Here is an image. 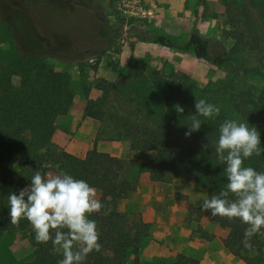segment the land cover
<instances>
[{"label":"trees","instance_id":"1","mask_svg":"<svg viewBox=\"0 0 264 264\" xmlns=\"http://www.w3.org/2000/svg\"><path fill=\"white\" fill-rule=\"evenodd\" d=\"M195 1L202 18L214 17L207 0ZM224 2L229 13L225 23L234 39L229 51L210 54L208 40L196 30L178 40L149 28L140 39L191 52L213 65L230 63L233 77L252 75L264 85V58L248 66L237 57L247 48L235 24L241 14ZM250 2L264 21V0ZM100 34L106 36V31L101 28ZM136 69V75L142 76L141 66ZM13 75L19 78L17 85L11 82ZM182 76L185 79L177 85L153 76L150 89L159 102L153 115L161 123L133 124L114 116L117 138H129L138 150L152 152L147 166L151 180L189 174L193 187L204 191V211L227 229L222 245L245 264H264V204L254 201L264 194V88L239 89L232 80L216 89L196 87ZM125 93L131 96L132 91ZM107 95L108 87L103 86L96 97L85 96L82 116L100 121ZM73 97L68 73L56 70L41 54L15 52L7 62H0V235L26 234L32 251L23 264H198L181 252L169 263L139 259L148 224L137 219L130 226L133 212L123 202L134 190L135 179L122 175L123 161L98 150L96 137L81 156L51 139L57 116L67 113ZM142 169L135 166V173ZM47 171L58 174L57 188L78 189V207L46 211L31 192L10 196L11 184L35 187ZM95 178L103 181L102 194L97 209H90L87 199ZM199 231L204 238L212 237Z\"/></svg>","mask_w":264,"mask_h":264},{"label":"rangeland","instance_id":"2","mask_svg":"<svg viewBox=\"0 0 264 264\" xmlns=\"http://www.w3.org/2000/svg\"><path fill=\"white\" fill-rule=\"evenodd\" d=\"M207 1L214 17L202 18L201 7L195 0H114L112 3L107 0H0V62H7L15 52L38 53L56 70L68 73L74 92L73 103L66 114L57 116L56 133L61 129L69 132L75 130L84 119L82 109L85 96L94 98L101 93L103 86H107L108 95L102 106L101 120H87L95 131L96 143L101 140L116 143L119 148L123 144L126 146L128 156L127 160L124 159V174L135 179V166L139 169L143 167L142 172H148L152 152L138 150L136 143L129 138H117L118 128L112 118H126L133 124L160 122L159 116L153 115V107L159 105L153 89H150L153 76L175 85L185 79L184 75L196 87L210 86L216 89L225 81L232 80V84L239 89L259 92L264 88L255 76L233 77V65L230 63L213 65L195 58L191 52L140 39L143 30L149 28L178 40L196 30L208 40L210 54L229 51L234 39L230 27L225 23L229 15L226 3L224 0ZM226 1L229 8L240 11L235 24L247 44V48L237 57L248 66L257 65L259 59L264 58V21L259 18L258 7L250 0ZM101 28L106 31V36H101ZM138 65L142 68V76L136 75ZM18 81L17 75L11 77L14 85ZM84 88L88 90L87 95ZM136 90L138 94L135 95ZM131 91V96L125 93ZM134 96L137 97L133 99ZM53 175L58 176L48 171L43 182L35 187L14 182L9 194L15 197L31 192L39 198L43 210L63 209L65 193L63 188L56 187L59 180L55 184ZM173 178L192 184V177L184 172H177L169 180ZM101 186L103 181L95 178L93 187L95 193L100 194L99 203ZM194 190V198H183L188 201L185 224L200 235V217L207 214L215 220L212 213L204 211L201 205L204 191ZM132 192L123 202L126 209L135 204L136 197ZM254 201L259 205L264 204V194L259 193ZM137 219L136 213L129 216L131 227L136 225ZM222 229L227 231L226 228ZM31 251L24 232L6 231L0 235V264H23L31 258ZM161 252L166 254L165 251ZM164 258L153 260L164 262Z\"/></svg>","mask_w":264,"mask_h":264},{"label":"crops","instance_id":"3","mask_svg":"<svg viewBox=\"0 0 264 264\" xmlns=\"http://www.w3.org/2000/svg\"><path fill=\"white\" fill-rule=\"evenodd\" d=\"M89 118L84 117L78 127L71 132L61 129L59 133H56V128L52 141L69 153L83 155L91 147L95 134L87 120ZM116 145V143L101 140L96 143L98 150L123 159L122 175L125 176L124 159L127 160V148L124 144L121 148ZM134 177L132 194L135 195L136 200L131 206V211L136 213L142 222L148 224L147 235L139 251V259L145 261L162 259L165 256L164 262L169 263L176 253L181 252L196 258L198 264H243L222 245L221 239L227 231L220 228L209 215H202L198 225L203 232L211 234V238H204L194 233L190 227L187 228L185 218L188 214V201L183 198L184 196H187V199L195 197V188L190 182L176 178L169 181L151 180L146 171L134 172ZM53 179L56 184L59 177L53 175ZM62 190L66 197L63 206L78 207L80 203L78 189L63 188ZM99 197L100 194L95 193L92 185L87 199L88 208L97 209ZM161 251H165L166 254Z\"/></svg>","mask_w":264,"mask_h":264}]
</instances>
